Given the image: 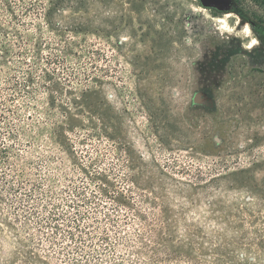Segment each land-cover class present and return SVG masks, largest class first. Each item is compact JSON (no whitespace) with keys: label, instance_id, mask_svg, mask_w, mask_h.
<instances>
[{"label":"rangeland","instance_id":"rangeland-1","mask_svg":"<svg viewBox=\"0 0 264 264\" xmlns=\"http://www.w3.org/2000/svg\"><path fill=\"white\" fill-rule=\"evenodd\" d=\"M236 1L0 0V264H264V0Z\"/></svg>","mask_w":264,"mask_h":264},{"label":"water","instance_id":"water-1","mask_svg":"<svg viewBox=\"0 0 264 264\" xmlns=\"http://www.w3.org/2000/svg\"><path fill=\"white\" fill-rule=\"evenodd\" d=\"M202 7L205 9H211V10H215L219 13H224V12H229V10L231 9V5L229 4L227 7H221L219 6L216 1L217 0H198ZM228 3L232 2L233 0H225ZM193 103L195 105H206L208 109L213 110L215 109V105L214 102L212 100V98H207L206 95H204L202 92H198L195 94V97L193 99Z\"/></svg>","mask_w":264,"mask_h":264},{"label":"trees","instance_id":"trees-1","mask_svg":"<svg viewBox=\"0 0 264 264\" xmlns=\"http://www.w3.org/2000/svg\"><path fill=\"white\" fill-rule=\"evenodd\" d=\"M262 39H263L262 43L264 44V34L262 36ZM237 53H239L237 50L236 51L230 50V51L226 52L225 56L221 59V58H219L220 51L218 50V51H216V53L213 54L212 64L216 66V70L223 71L224 68L226 67L227 63L229 62L230 58ZM260 58H261L262 62L264 63V53H260ZM205 66H206L205 63L200 64L199 69H200L201 74L206 73ZM72 238H73V236H72Z\"/></svg>","mask_w":264,"mask_h":264},{"label":"flooded vegetation","instance_id":"flooded-vegetation-1","mask_svg":"<svg viewBox=\"0 0 264 264\" xmlns=\"http://www.w3.org/2000/svg\"><path fill=\"white\" fill-rule=\"evenodd\" d=\"M216 3L221 7H227L229 4L232 6L229 12H236L237 14H240V9L238 8V4L236 0H233L232 2L228 3L225 0H217ZM252 27L255 30L257 36L260 38L261 41H263L262 36L264 34V28L254 22H252ZM257 43V41H256ZM256 44H252V47Z\"/></svg>","mask_w":264,"mask_h":264}]
</instances>
